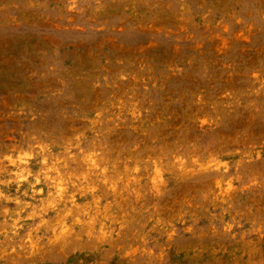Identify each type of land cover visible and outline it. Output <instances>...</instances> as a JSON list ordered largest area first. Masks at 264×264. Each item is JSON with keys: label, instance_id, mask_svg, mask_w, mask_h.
Wrapping results in <instances>:
<instances>
[{"label": "rangeland", "instance_id": "obj_1", "mask_svg": "<svg viewBox=\"0 0 264 264\" xmlns=\"http://www.w3.org/2000/svg\"><path fill=\"white\" fill-rule=\"evenodd\" d=\"M0 264H264V0H0Z\"/></svg>", "mask_w": 264, "mask_h": 264}]
</instances>
